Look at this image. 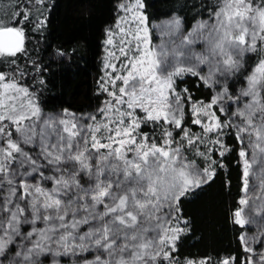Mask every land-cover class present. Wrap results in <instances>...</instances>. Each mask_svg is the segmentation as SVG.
I'll use <instances>...</instances> for the list:
<instances>
[{
	"label": "snow or ice",
	"instance_id": "6c2138e0",
	"mask_svg": "<svg viewBox=\"0 0 264 264\" xmlns=\"http://www.w3.org/2000/svg\"><path fill=\"white\" fill-rule=\"evenodd\" d=\"M7 2L0 60L15 67H0V264H177L189 231L181 202L213 180L222 165L212 153L231 150L227 136L239 145L246 194L234 223H256L244 209L250 176L264 201V0H205L203 18L163 26L150 25L144 0H121L104 41L108 99L79 114L45 112L10 59L46 27V0ZM153 27L166 38L156 45ZM185 77L208 96L180 87ZM250 211L264 215V203ZM239 239L251 254L240 264H264V228Z\"/></svg>",
	"mask_w": 264,
	"mask_h": 264
},
{
	"label": "trees",
	"instance_id": "16d2710c",
	"mask_svg": "<svg viewBox=\"0 0 264 264\" xmlns=\"http://www.w3.org/2000/svg\"><path fill=\"white\" fill-rule=\"evenodd\" d=\"M121 0H46V27L27 33V55L15 58L20 71L28 75L22 83L39 90L40 103L45 112L60 113L94 112L101 102L108 99L100 90L103 71L104 41L106 30L117 21V6ZM205 0H144V12L150 25L174 17H181L186 24L201 17ZM0 6L7 7V0H0ZM63 51L64 56H59ZM0 67L11 71L6 60H0ZM40 80L44 83L41 84ZM182 88H188L194 97L205 99L208 89L195 77L178 81ZM194 131L199 128L190 125ZM151 134V129H148ZM231 150L223 157L216 151L213 158L222 167L215 168V177L208 184L191 192L182 200V217L186 218L189 231L177 242L174 253L177 264H186L191 259L199 261L211 258L217 260L235 257L237 264L251 254L243 251L241 235H247L251 242L257 231L264 228V215L256 216L254 210L264 201L260 195L255 176L249 178V207H245L247 218L256 223L244 228L234 223V212L239 200L245 197L243 189V162L238 156L239 145L231 136L224 138ZM198 163H203L198 160ZM258 249V244H252ZM264 251V250H262Z\"/></svg>",
	"mask_w": 264,
	"mask_h": 264
},
{
	"label": "rangeland",
	"instance_id": "374dc122",
	"mask_svg": "<svg viewBox=\"0 0 264 264\" xmlns=\"http://www.w3.org/2000/svg\"><path fill=\"white\" fill-rule=\"evenodd\" d=\"M121 2V1H120ZM119 2V3H120ZM145 13V12H144ZM118 15H122L121 13H118ZM118 17V16H117ZM167 21H170V20H164L163 22H158V23H154V24H152L153 26H163ZM116 23V22H115ZM115 23L113 24V25H111L108 29H110V28H114V25H115ZM161 39H166L165 37H163L162 35H161V31H160V28L159 27H153L152 28V40H153V45H156V44H158L159 42H160V40ZM107 46L105 45L104 46V51H105V48H106ZM104 57H105V53H104ZM104 57H103V63H104ZM198 262V261H197Z\"/></svg>",
	"mask_w": 264,
	"mask_h": 264
}]
</instances>
